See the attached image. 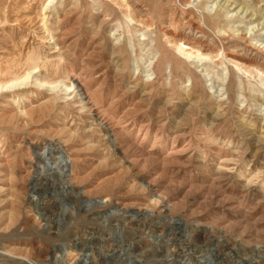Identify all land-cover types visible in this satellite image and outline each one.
Segmentation results:
<instances>
[{
	"label": "rangeland",
	"instance_id": "obj_1",
	"mask_svg": "<svg viewBox=\"0 0 264 264\" xmlns=\"http://www.w3.org/2000/svg\"><path fill=\"white\" fill-rule=\"evenodd\" d=\"M44 2L0 0V264H264V0Z\"/></svg>",
	"mask_w": 264,
	"mask_h": 264
},
{
	"label": "bare ground",
	"instance_id": "obj_2",
	"mask_svg": "<svg viewBox=\"0 0 264 264\" xmlns=\"http://www.w3.org/2000/svg\"><path fill=\"white\" fill-rule=\"evenodd\" d=\"M53 1H55V0H45V2L43 3L45 5V7L42 8L41 10H46V8L51 3H53ZM37 2H39V0H37ZM120 3L123 4V5L126 4L125 0H121ZM190 4L191 3L189 2L188 5H190ZM190 9H192V8H190ZM244 13L246 14V12H244ZM218 15L219 14L217 13L214 16H209V15L205 14L204 11H201L200 14H199V18L201 19L202 23L207 28H216V29H218V27L223 23V19H221ZM126 20H127L126 27L130 31V25L135 21L134 18H133V14L131 12H128L127 11ZM193 23L194 22L192 20H190L189 22H187L188 28H189L190 31H191V29H192V27L194 25ZM194 29H196L198 32L202 33L203 36H205L206 33L208 32L206 29L201 28V27H197V26ZM143 36H145V37L148 38L147 39V42L149 41L150 44L156 43V39L155 40H151L148 37L147 34L146 35H143ZM220 42L223 43V41H221V40H220ZM155 47H156V45L154 46V48ZM152 48H153V46H152ZM155 49H156V51H158L157 48H155ZM155 49H154V51H155ZM177 50H178V52L180 54H183L185 56V58L189 62H191V64L195 65L196 68L202 67L203 64H205L204 60L207 61L206 60L207 56H204L202 54H194L192 52H187V51L183 50V48L181 49V47H178ZM161 57L162 56L160 54V58ZM152 63H154V62H152ZM180 64H185V62H183V61L180 60ZM33 67H36V66H33ZM254 69H255L254 71H252V72L250 71L249 73L250 74H254V77L256 78V80L259 83V85H261V87L264 88V68H262V67L260 68L259 67V68H254ZM32 70H34V68ZM189 76H190L189 78H190L191 82L194 83L193 81H195V80H194V77H192L193 76V73L191 71H189ZM30 78H31V73L28 72L27 74H25L22 77H19L18 79H12V80H10V81H8L6 83H0V90H2L3 88H11L14 85L19 84V83H22L23 84L26 81H27V84H28ZM218 79H219V77H218ZM34 85H36V87H39V89H40V87H43L44 85H48L50 87V89H52V90H55V89L57 90V88H58L57 84H54V83L50 84L48 82H42V81H39V80H36V84H34ZM67 90L72 92L71 87L70 88L67 87ZM35 156H36V159H37V169L42 174V179L43 180H45L46 182H48L49 184H51L52 185V188H53V186L54 187H57V189H59L60 191L65 190V189H67V187H69L67 181L65 180L66 174H68V170H67L68 169V165L65 162V160L63 158L64 156H63L62 151H61V149L59 147H57L56 145L54 146L51 143H48L47 145H45V147H44L43 150H41L39 152L38 151L35 152ZM51 160H53V161H51ZM46 182H45V184H46ZM81 200H82V198H79V201H81ZM106 202H107L106 200H104V201L102 200L99 205L94 204L93 206H95V207H99V206L100 207H103L102 205H104ZM87 203H88V201H86L85 204H87ZM88 205H91V204L88 203ZM167 222L170 223V224H172V225L173 224L177 225V224L181 223V220L175 219V218H170ZM41 253H42V250H40V253L39 254H41ZM59 259H60V257L57 256V260H59Z\"/></svg>",
	"mask_w": 264,
	"mask_h": 264
}]
</instances>
